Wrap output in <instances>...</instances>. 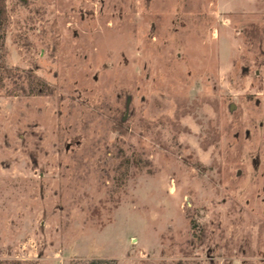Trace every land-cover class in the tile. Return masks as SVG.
<instances>
[{
  "label": "rangeland",
  "instance_id": "374dc122",
  "mask_svg": "<svg viewBox=\"0 0 264 264\" xmlns=\"http://www.w3.org/2000/svg\"><path fill=\"white\" fill-rule=\"evenodd\" d=\"M0 264H264V0H4Z\"/></svg>",
  "mask_w": 264,
  "mask_h": 264
},
{
  "label": "trees",
  "instance_id": "16d2710c",
  "mask_svg": "<svg viewBox=\"0 0 264 264\" xmlns=\"http://www.w3.org/2000/svg\"><path fill=\"white\" fill-rule=\"evenodd\" d=\"M6 24V9H5V1L0 0V56L3 49L4 43V29ZM91 264H116L114 260L108 262H92Z\"/></svg>",
  "mask_w": 264,
  "mask_h": 264
}]
</instances>
